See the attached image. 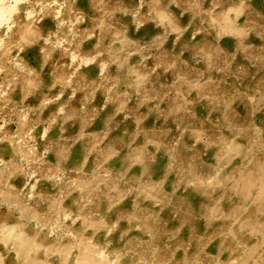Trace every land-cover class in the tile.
<instances>
[{
	"label": "rangeland",
	"instance_id": "rangeland-1",
	"mask_svg": "<svg viewBox=\"0 0 264 264\" xmlns=\"http://www.w3.org/2000/svg\"><path fill=\"white\" fill-rule=\"evenodd\" d=\"M0 264H264V0H0Z\"/></svg>",
	"mask_w": 264,
	"mask_h": 264
}]
</instances>
